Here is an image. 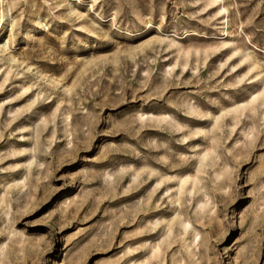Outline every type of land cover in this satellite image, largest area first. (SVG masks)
Instances as JSON below:
<instances>
[{
    "label": "rangeland",
    "instance_id": "obj_1",
    "mask_svg": "<svg viewBox=\"0 0 264 264\" xmlns=\"http://www.w3.org/2000/svg\"><path fill=\"white\" fill-rule=\"evenodd\" d=\"M0 264H264V0H0Z\"/></svg>",
    "mask_w": 264,
    "mask_h": 264
}]
</instances>
